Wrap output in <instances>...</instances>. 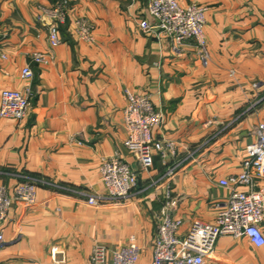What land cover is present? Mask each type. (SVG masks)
<instances>
[{
    "label": "crops",
    "instance_id": "crops-1",
    "mask_svg": "<svg viewBox=\"0 0 264 264\" xmlns=\"http://www.w3.org/2000/svg\"><path fill=\"white\" fill-rule=\"evenodd\" d=\"M57 2L0 0V94L30 85L35 92L25 119L0 117V187L38 186L34 206L14 203L0 223V264H87L95 244L117 248L131 237L142 250L138 264H150L166 167L154 152L144 172L125 148V90L148 94L163 111L154 138L174 141L184 160L171 181L180 235L213 223L230 196L219 181L241 172L264 123V0H179L207 7V62L195 43L175 50L140 28L147 0H68L61 43L52 47L56 24L45 11ZM80 18L96 27L91 43L73 33ZM35 52L51 62L31 64ZM29 65L34 77L26 79ZM114 154L133 166L139 185L127 201L93 205L90 197L105 193L103 160ZM205 264H264V247L222 237Z\"/></svg>",
    "mask_w": 264,
    "mask_h": 264
},
{
    "label": "built area",
    "instance_id": "built-area-1",
    "mask_svg": "<svg viewBox=\"0 0 264 264\" xmlns=\"http://www.w3.org/2000/svg\"><path fill=\"white\" fill-rule=\"evenodd\" d=\"M68 4V0H58L45 11L56 24L50 28L52 47L61 43L59 26L67 20ZM206 12L207 7L200 4L182 6L179 0H147V17L141 20L139 25L143 31L157 38L170 40L175 50L188 43H195L202 59L207 62L209 52L204 31ZM95 30L96 27L90 19L80 18L74 23L73 33L91 43L94 41ZM30 60L31 64L47 65L51 62V55L35 52ZM22 76L26 79L34 77L31 65L23 70ZM34 95L31 85L22 91L2 90L0 117L18 121L25 119L30 112ZM125 96V148L144 172L153 168L154 152L161 157L166 167L158 182L166 184L167 200L155 218L157 232L150 264H205L206 258L214 253L216 244L222 237H245L255 246L264 247V188H258L257 183V180H264V123L256 127V141L247 150V159L241 172L219 181L220 186L230 190V196L214 222L195 223L186 235L181 236L179 231L182 221L175 216L176 202L172 197L171 181L184 160L179 159L177 144L174 141L154 138V130L162 129L165 119L163 111L156 108L151 97L146 93L129 90H125ZM170 159L172 163H168ZM100 176L105 193L91 196L89 202L93 205L103 201H127L139 185L137 171L118 154L103 160ZM37 192L35 181H26L11 190L1 186L0 223L9 221V213L14 203L34 206ZM4 243L1 230L0 249ZM141 253V247L135 237H131L126 245L117 248L95 244L87 264H138Z\"/></svg>",
    "mask_w": 264,
    "mask_h": 264
}]
</instances>
